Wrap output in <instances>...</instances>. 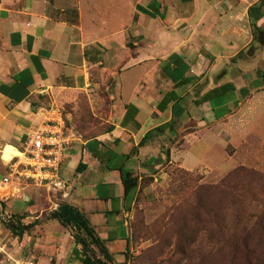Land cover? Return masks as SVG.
I'll use <instances>...</instances> for the list:
<instances>
[{
  "label": "crops",
  "instance_id": "crops-1",
  "mask_svg": "<svg viewBox=\"0 0 264 264\" xmlns=\"http://www.w3.org/2000/svg\"><path fill=\"white\" fill-rule=\"evenodd\" d=\"M83 94L111 132L69 133L61 110ZM262 98L264 0H0V180L28 167L34 132L70 135L67 195L28 180L15 201L35 221L42 198L51 213L78 208L116 261L136 196H125L121 171L158 181L171 166L200 169L193 145ZM7 148L22 155L5 158ZM38 226L56 227L58 259L79 264L59 220Z\"/></svg>",
  "mask_w": 264,
  "mask_h": 264
},
{
  "label": "rangeland",
  "instance_id": "rangeland-1",
  "mask_svg": "<svg viewBox=\"0 0 264 264\" xmlns=\"http://www.w3.org/2000/svg\"><path fill=\"white\" fill-rule=\"evenodd\" d=\"M100 96L109 102V91ZM61 111L69 133L81 139L82 118L87 132L109 125L85 94ZM212 130L193 145L203 167L171 166L165 178L141 181L129 212V247L115 264H264V99ZM15 187L0 188V264H72L59 260L60 246L51 243L56 227L38 226L22 239L7 228L35 222L15 201ZM49 207L42 198L40 225L52 219Z\"/></svg>",
  "mask_w": 264,
  "mask_h": 264
},
{
  "label": "trees",
  "instance_id": "trees-1",
  "mask_svg": "<svg viewBox=\"0 0 264 264\" xmlns=\"http://www.w3.org/2000/svg\"><path fill=\"white\" fill-rule=\"evenodd\" d=\"M84 119L85 118H82L83 125L81 126L80 133L84 134L85 140L96 138L100 135L109 133L114 129V126L109 124L100 130L87 132L84 124L86 121ZM121 173L125 196L127 198H132V196L138 192L141 181L138 177H135L134 173L131 171L122 170ZM51 218L59 220L63 227L70 229L71 235L76 244L73 254L80 264L116 263L113 255L109 252L105 241L99 237L88 218L78 208L63 203L57 210L51 213ZM39 224L40 220H36L29 224L13 222L9 223L7 228L14 236L22 239L26 234H30Z\"/></svg>",
  "mask_w": 264,
  "mask_h": 264
},
{
  "label": "built area",
  "instance_id": "built-area-1",
  "mask_svg": "<svg viewBox=\"0 0 264 264\" xmlns=\"http://www.w3.org/2000/svg\"><path fill=\"white\" fill-rule=\"evenodd\" d=\"M71 144L70 135L64 132L36 131L30 136L29 164L0 180V188L16 186L31 180L37 187L67 195L68 185L60 174L65 150ZM63 195V196H65Z\"/></svg>",
  "mask_w": 264,
  "mask_h": 264
},
{
  "label": "bare ground",
  "instance_id": "bare-ground-1",
  "mask_svg": "<svg viewBox=\"0 0 264 264\" xmlns=\"http://www.w3.org/2000/svg\"><path fill=\"white\" fill-rule=\"evenodd\" d=\"M11 152H14L17 156H21L22 155L21 153H19L17 151H14L12 148H7V150H6L5 154H4L5 158H8Z\"/></svg>",
  "mask_w": 264,
  "mask_h": 264
}]
</instances>
